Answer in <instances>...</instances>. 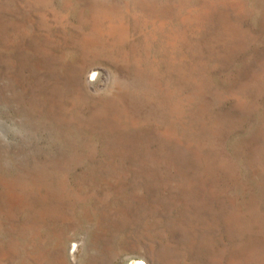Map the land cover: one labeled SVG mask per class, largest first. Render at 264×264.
Masks as SVG:
<instances>
[{
    "label": "rangeland",
    "instance_id": "obj_1",
    "mask_svg": "<svg viewBox=\"0 0 264 264\" xmlns=\"http://www.w3.org/2000/svg\"><path fill=\"white\" fill-rule=\"evenodd\" d=\"M264 264V0H0V264Z\"/></svg>",
    "mask_w": 264,
    "mask_h": 264
},
{
    "label": "bare ground",
    "instance_id": "obj_2",
    "mask_svg": "<svg viewBox=\"0 0 264 264\" xmlns=\"http://www.w3.org/2000/svg\"><path fill=\"white\" fill-rule=\"evenodd\" d=\"M139 264H144V262H142V263H139Z\"/></svg>",
    "mask_w": 264,
    "mask_h": 264
}]
</instances>
